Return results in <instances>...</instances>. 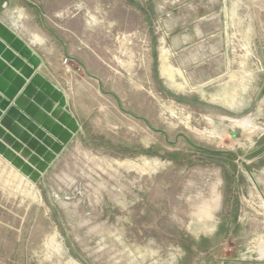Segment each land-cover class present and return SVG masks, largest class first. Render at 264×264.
Masks as SVG:
<instances>
[{
    "label": "rangeland",
    "instance_id": "obj_1",
    "mask_svg": "<svg viewBox=\"0 0 264 264\" xmlns=\"http://www.w3.org/2000/svg\"><path fill=\"white\" fill-rule=\"evenodd\" d=\"M0 18L79 126L51 163L7 129L0 264H264V0H0Z\"/></svg>",
    "mask_w": 264,
    "mask_h": 264
},
{
    "label": "crops",
    "instance_id": "obj_2",
    "mask_svg": "<svg viewBox=\"0 0 264 264\" xmlns=\"http://www.w3.org/2000/svg\"><path fill=\"white\" fill-rule=\"evenodd\" d=\"M23 49L31 59V51L0 18V154L7 153V129L19 137L27 128L31 133H39L31 135L44 144L43 150L36 153L49 156L46 162L51 163L69 144L79 126L67 112V97L40 74L36 60L31 59L29 65L23 62ZM40 112L50 114L53 119L44 120ZM36 116L41 118L35 120ZM16 145L21 149V145Z\"/></svg>",
    "mask_w": 264,
    "mask_h": 264
},
{
    "label": "built area",
    "instance_id": "obj_3",
    "mask_svg": "<svg viewBox=\"0 0 264 264\" xmlns=\"http://www.w3.org/2000/svg\"><path fill=\"white\" fill-rule=\"evenodd\" d=\"M62 65L65 68V71L68 73L74 72L75 70L72 68L71 61L69 58H64L62 61ZM76 71H79V69H76Z\"/></svg>",
    "mask_w": 264,
    "mask_h": 264
},
{
    "label": "bare ground",
    "instance_id": "obj_4",
    "mask_svg": "<svg viewBox=\"0 0 264 264\" xmlns=\"http://www.w3.org/2000/svg\"><path fill=\"white\" fill-rule=\"evenodd\" d=\"M163 59H164V57H163ZM164 62V61H163ZM167 62V61H166ZM167 65V64H166ZM163 66H165V65H163ZM163 72H164V74L166 73V72H168L165 68H164V70H163ZM163 74V73H162ZM202 91V90H201Z\"/></svg>",
    "mask_w": 264,
    "mask_h": 264
}]
</instances>
